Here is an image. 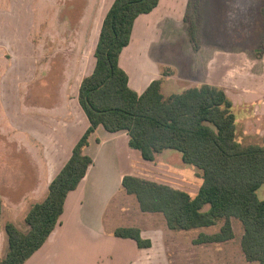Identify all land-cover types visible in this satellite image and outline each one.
<instances>
[{"label":"rangeland","instance_id":"1","mask_svg":"<svg viewBox=\"0 0 264 264\" xmlns=\"http://www.w3.org/2000/svg\"><path fill=\"white\" fill-rule=\"evenodd\" d=\"M113 1L0 0V260L9 245L5 223L12 221L27 231L25 215L31 203L45 196V180L42 182L36 159L40 145L28 124L31 121L39 131L51 134L47 127H41L37 115L40 112H57L49 120H59L58 124L63 123L62 118L68 119L69 112L88 118L79 100L80 82L95 65L102 21ZM167 2L166 15L153 20L149 28L152 34L163 32V42L158 46L167 58H180L173 51L174 45L180 43L185 48L184 55L193 58L196 65L193 73L189 68L178 73L168 65L171 61L162 63V74L177 77L163 80L165 96L182 93L181 84L185 90L201 85L210 77L218 50L225 56V87L233 85L234 77L246 84L256 78L254 74L262 72L264 0ZM235 52L241 53V61L240 56L233 60ZM234 111L239 120V110ZM238 135L249 142L240 128ZM262 138L256 132L251 141L264 145ZM137 167L143 178L189 192L197 189V171L202 172L184 162L182 153L172 148L160 152L154 163ZM257 195L264 199V183ZM107 220L113 225H141L153 235L154 246L147 250L150 259L144 264H264L244 253V226L236 217L231 218L234 238L200 243L196 240L201 232L215 233L220 226L172 230L162 213L143 211L134 194L121 191L112 199Z\"/></svg>","mask_w":264,"mask_h":264},{"label":"trees","instance_id":"2","mask_svg":"<svg viewBox=\"0 0 264 264\" xmlns=\"http://www.w3.org/2000/svg\"><path fill=\"white\" fill-rule=\"evenodd\" d=\"M160 0H114L108 9L95 48L93 71L80 83L79 100L90 125L73 148L71 157L50 182L43 200L31 203L22 230L5 223L8 250L0 264H24L46 242L64 212L66 198L85 177L93 158L84 152L99 125L109 131L126 130L129 145L155 161L166 148L182 153L186 163L202 170L199 191L126 174L122 186L134 194L140 208L162 213L172 230L220 226L201 232L197 242L234 238L232 217L243 223L242 248L250 259L264 263V199L257 189L264 183V145L237 139L234 103L222 86L202 83L182 93L165 96L162 78L138 93L120 65L130 43L136 18L149 13ZM166 74V73H164ZM207 207V208H205ZM113 235L133 238L138 247L152 246L136 226H118Z\"/></svg>","mask_w":264,"mask_h":264},{"label":"crops","instance_id":"3","mask_svg":"<svg viewBox=\"0 0 264 264\" xmlns=\"http://www.w3.org/2000/svg\"><path fill=\"white\" fill-rule=\"evenodd\" d=\"M167 3V0H160L154 10L142 13L136 18L131 41L120 55V65L129 75V85L138 93H142L151 81L162 76V82L166 78L177 79L176 74L167 76L162 74V63L168 64L171 61L168 65H173L175 70L181 71L183 68H189L192 73L196 65L193 58L184 55L185 48L180 43L175 45L181 49L175 45L173 48L180 58H167L165 56L167 54H162L158 46L163 42L161 41L164 36L163 32L152 34L149 28L153 20L159 21L166 15ZM237 42L239 43V40ZM187 51L190 52L189 48ZM234 54L236 56L233 60L241 53L235 52ZM240 57L241 61L242 56ZM186 61L188 63H185ZM215 62L208 73L210 77H207L203 83L224 86L233 100L234 108L239 110V120L235 112L237 139L242 143L246 142L239 137V128L243 137L249 141L248 143H253L251 138L256 132H259L260 137H264V69L259 74H254L256 78L249 80L250 82L246 84H240L242 81L234 77L232 88H228L222 83L225 73L223 51L216 52ZM93 69L94 67L88 74ZM180 71L178 73H181ZM181 86L185 90V86L182 84ZM26 113L29 114V112ZM56 113L40 112L37 114L41 127H47L52 132L51 134L39 131L36 125L34 126L30 120H27L30 121L28 126L30 125L29 130L32 137L40 145L36 159L40 167L42 182L45 180V196L35 201L46 197L50 182L71 157L74 146L90 125L86 116L78 118L74 112H69L68 119L62 118L65 125L58 124L59 120H49V116ZM56 117L58 119V116ZM89 139L90 144L85 147L84 152L93 158V163L78 187L68 194L64 212L55 229L42 247L24 264H66V262L67 264H144L150 259L147 250L154 246L153 235L140 225L142 236L152 240L151 247L140 248L133 238L120 237L111 233L112 229L117 226L137 224L113 225L111 220H107V213L112 199L119 192L126 191L122 186L123 176L134 174L143 177L142 170L137 166L154 163V161L144 159L138 149L130 147L129 134L126 130L109 131L103 125H99ZM262 141L264 142L263 138ZM157 158L158 155L156 160ZM197 173L199 175L197 189L190 192L192 194L199 191L203 181L202 172L197 171Z\"/></svg>","mask_w":264,"mask_h":264}]
</instances>
